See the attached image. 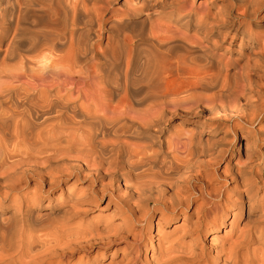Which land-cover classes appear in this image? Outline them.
Here are the masks:
<instances>
[{"label": "bare ground", "instance_id": "1", "mask_svg": "<svg viewBox=\"0 0 264 264\" xmlns=\"http://www.w3.org/2000/svg\"><path fill=\"white\" fill-rule=\"evenodd\" d=\"M118 2L0 0V209L33 183L25 208L0 214V264L62 262L123 241L131 257L121 263L137 264L151 230L179 221V236L146 264H195L187 238L199 241L244 208L248 217L258 201L264 223L259 132L245 141L252 155L225 177L231 194L201 186L225 147L233 154V139L263 117L264 88L250 63L264 62V0H122L113 9ZM178 117L190 129L169 132ZM71 180L88 190L33 210ZM104 196L110 216L84 225ZM256 224L222 238L214 263L264 264Z\"/></svg>", "mask_w": 264, "mask_h": 264}, {"label": "rangeland", "instance_id": "2", "mask_svg": "<svg viewBox=\"0 0 264 264\" xmlns=\"http://www.w3.org/2000/svg\"><path fill=\"white\" fill-rule=\"evenodd\" d=\"M121 2L122 0H120V2L118 3H112L111 7L113 9H120ZM110 16L111 15L108 14L105 20H107ZM259 16L264 18V3L261 6V9L259 11ZM257 33H258L257 38L261 41L262 44H264V39H263L264 30L259 29ZM240 45H241L240 42L237 41L236 44L232 47L233 55H237V52L240 51V49L238 48ZM241 51H244V53L246 54L247 47L244 46L243 50ZM262 51L264 54V47ZM255 64L257 65L254 66L253 61H251L250 63L251 73L253 74L254 77H257V79L255 80L259 81L261 83L262 88H264V62L262 63L259 61V62H256ZM179 119L180 118L178 117V119H174V121L170 122V125L168 128L169 132H175V131H180V130L187 131L190 129V126L188 125L187 122H182ZM179 122H182L181 124L183 126L181 128L178 127ZM246 127H247V130L251 134H244L243 136L239 135L238 139H233V142H232L233 145H236L237 143L240 142V145L238 146L239 149H236L233 154L231 153L232 150L228 146L225 147L226 150H228L229 152L225 154L223 161L219 162L218 165L214 169L211 168L208 170L207 175L205 176L204 183H201V186L203 188L207 187L208 189H210L212 188V186L215 188L222 187L223 189L225 188L227 189L226 191H224V196H228L229 194H231L230 192L232 188L234 187V185L231 184L229 180H227L230 174V170L232 169L231 165L236 164V166H238L240 164H244L246 162L245 152H247V155H252L251 148H249L247 151L245 150V141L252 139V136L255 133V131L260 133V135L257 137L259 138V141H258L259 144L257 143L258 147H261V149L264 150V114H263V117L255 121L252 126L246 125ZM202 140H205V137H203ZM231 141L232 139L230 138L229 142ZM257 164L263 165L264 160L257 161ZM259 175H260L259 177L261 179V182L259 183V186H258L259 189L256 191L257 200H261V197L264 196V169L260 172ZM32 184L33 183H31L28 188L22 187V190L18 191L17 194L15 195L13 194V196L11 195L9 202L3 203L2 208H6V209H4L3 211L0 209V214L2 213V215L6 217L7 214L13 211L15 207L25 208L27 206L26 204L28 202V199H30V195L32 193L31 191ZM88 187L89 185L86 183H82L81 181H79L74 184L73 180H71L66 185L65 184L60 185L59 188H56L54 191L50 192L48 196H44L43 200L41 201L42 206H40L38 209L34 207L33 210L34 211L37 210L39 214H44L46 212H49L50 209L55 210L57 205L67 201L66 198L69 192L74 193V194H83L84 192L88 190ZM47 189H48L47 186H43L44 191H46ZM116 193L117 192H115L114 194ZM258 202L257 203L255 202L252 204V206H250L248 217H246V208H244L240 218L233 220V218L230 215H228L225 219L224 225H218L216 228H213V229L210 228L209 231L206 232V235L204 237H201L199 241H189L191 240L190 238H187L186 241H183L184 242L183 244H185L186 247L188 246L191 247L190 249L193 254L197 253V254H194V256L196 255L195 264L197 263L198 264H211L212 262L214 263L215 259L218 258L217 255H219L217 254V251L219 249L218 244L221 243L220 240L222 238H225L227 240L231 238L234 239L235 236L237 235L238 230L242 228V226H246L250 224L255 225L256 222H259V227L264 229V223L262 224L261 220H257L259 213L262 211ZM108 203H109L108 198L106 196L102 197L98 201L97 205L92 207L91 211L86 215L85 219H83L81 222L84 225H87V223L89 222H97L101 219H107L110 216L109 214L111 213V210L113 208V205L112 204L107 205ZM200 203L201 201L195 204L190 209V211H188L187 213L188 219L186 223L189 224L191 222V213L194 210L195 206H198ZM222 214L224 213L219 214L218 217H220ZM214 216L215 215H213L211 218L213 219ZM119 221L120 220H116L114 221V223L116 224ZM248 222H250V224ZM181 223L182 222L180 221L177 223L170 222L168 223V225H163L161 228L158 229V231L155 228H153L151 232L149 233L153 241H149V243H146V242L141 243L140 245L141 251L138 256L139 258L137 260V264H146V262H150L151 255H152V259L159 258L160 254L158 253V250L160 248H163V246H166L167 244H169L170 241L168 240L174 239L177 236H179L180 234L179 231L178 232L177 230L174 231L173 227L175 224L180 225ZM139 228L140 227L136 226V228L134 229V233H138ZM145 232L146 231H143V234H145ZM210 239H212V241H209ZM157 240H167V241H159L160 243L158 244ZM127 252H128V244L123 241L117 246H113L109 248L108 250L96 249V250L91 251L89 255H86L84 252H79V253H76L73 257L63 260L62 262L50 261L46 264H77L78 261H80L81 264H85L86 262H87L86 264H122L121 262L123 260L127 262V260L130 259L129 257H131V256H127L128 258L125 257ZM220 256L221 255H219V257ZM219 263L220 261L218 259L217 264Z\"/></svg>", "mask_w": 264, "mask_h": 264}]
</instances>
